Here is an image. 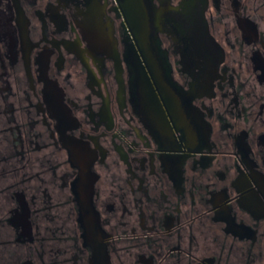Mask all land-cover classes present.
I'll return each instance as SVG.
<instances>
[{"label":"flooded vegetation","instance_id":"1","mask_svg":"<svg viewBox=\"0 0 264 264\" xmlns=\"http://www.w3.org/2000/svg\"><path fill=\"white\" fill-rule=\"evenodd\" d=\"M20 65L73 225L0 146V264H264V0H0Z\"/></svg>","mask_w":264,"mask_h":264},{"label":"rangeland","instance_id":"2","mask_svg":"<svg viewBox=\"0 0 264 264\" xmlns=\"http://www.w3.org/2000/svg\"><path fill=\"white\" fill-rule=\"evenodd\" d=\"M15 72L16 76H5L3 80H0V137L2 136L0 146L3 157L5 160L15 158L20 166L23 164L26 166L25 173L34 176V181L24 187L26 191H29V196L35 198L34 205L37 210H43L44 204L50 201L53 206L52 216H55L60 224L65 223L71 230L73 221L70 209L64 211L54 207L60 203L65 193L61 188V178L47 172V150L44 148L46 135L38 115L29 107L28 81L23 72V66L20 65ZM23 123L26 127L24 128L26 137L28 141L30 140L29 164H26L27 156L22 141ZM12 162L5 161V168ZM42 219H44L43 215H41ZM40 227L43 230V224Z\"/></svg>","mask_w":264,"mask_h":264},{"label":"water","instance_id":"3","mask_svg":"<svg viewBox=\"0 0 264 264\" xmlns=\"http://www.w3.org/2000/svg\"><path fill=\"white\" fill-rule=\"evenodd\" d=\"M73 165L80 171V174L75 179L72 185L73 195L78 207V221L85 228V234H88L90 236V234L96 229L94 224L96 214L92 206L93 180L87 177V165Z\"/></svg>","mask_w":264,"mask_h":264}]
</instances>
